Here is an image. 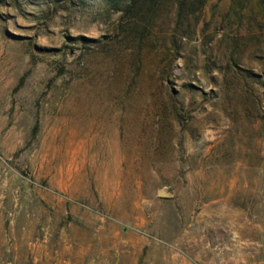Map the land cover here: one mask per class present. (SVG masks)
<instances>
[{
    "label": "rangeland",
    "instance_id": "374dc122",
    "mask_svg": "<svg viewBox=\"0 0 264 264\" xmlns=\"http://www.w3.org/2000/svg\"><path fill=\"white\" fill-rule=\"evenodd\" d=\"M0 0V264H264V0Z\"/></svg>",
    "mask_w": 264,
    "mask_h": 264
},
{
    "label": "trees",
    "instance_id": "16d2710c",
    "mask_svg": "<svg viewBox=\"0 0 264 264\" xmlns=\"http://www.w3.org/2000/svg\"><path fill=\"white\" fill-rule=\"evenodd\" d=\"M134 1H136V0H132V1H130V4H131V2H134ZM150 2L148 3V7L150 8V7H153V5H154V2H156V0H149ZM186 1L187 0H180V3H178V5H177V13L178 14H180V12H182V8L184 7V4L186 3Z\"/></svg>",
    "mask_w": 264,
    "mask_h": 264
}]
</instances>
